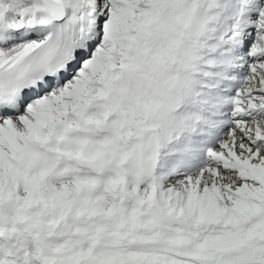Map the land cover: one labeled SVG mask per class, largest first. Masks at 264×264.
<instances>
[{
    "label": "snow or ice",
    "instance_id": "snow-or-ice-1",
    "mask_svg": "<svg viewBox=\"0 0 264 264\" xmlns=\"http://www.w3.org/2000/svg\"><path fill=\"white\" fill-rule=\"evenodd\" d=\"M0 264H264V0H0Z\"/></svg>",
    "mask_w": 264,
    "mask_h": 264
}]
</instances>
